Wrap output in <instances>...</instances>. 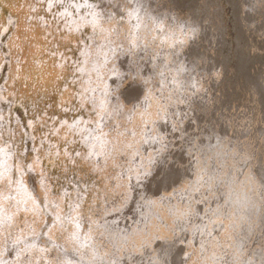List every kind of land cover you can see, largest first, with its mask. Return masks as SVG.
I'll use <instances>...</instances> for the list:
<instances>
[{
    "label": "rangeland",
    "instance_id": "rangeland-1",
    "mask_svg": "<svg viewBox=\"0 0 264 264\" xmlns=\"http://www.w3.org/2000/svg\"><path fill=\"white\" fill-rule=\"evenodd\" d=\"M0 264H264V0H0Z\"/></svg>",
    "mask_w": 264,
    "mask_h": 264
}]
</instances>
